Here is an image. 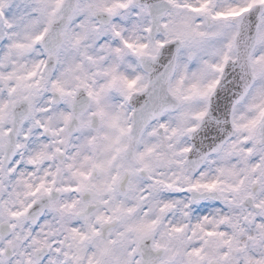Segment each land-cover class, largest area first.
I'll use <instances>...</instances> for the list:
<instances>
[{
  "label": "snow or ice",
  "instance_id": "snow-or-ice-1",
  "mask_svg": "<svg viewBox=\"0 0 264 264\" xmlns=\"http://www.w3.org/2000/svg\"><path fill=\"white\" fill-rule=\"evenodd\" d=\"M0 264H264V0H0Z\"/></svg>",
  "mask_w": 264,
  "mask_h": 264
}]
</instances>
